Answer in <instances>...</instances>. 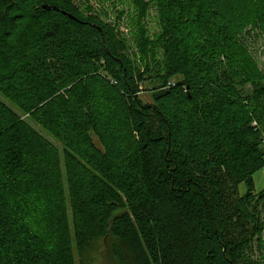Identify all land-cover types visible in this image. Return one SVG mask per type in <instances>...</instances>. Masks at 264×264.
Here are the masks:
<instances>
[{
    "label": "trees",
    "instance_id": "16d2710c",
    "mask_svg": "<svg viewBox=\"0 0 264 264\" xmlns=\"http://www.w3.org/2000/svg\"><path fill=\"white\" fill-rule=\"evenodd\" d=\"M133 5L134 53L96 0H0V264H75L108 233L129 264H264V84L236 40L264 0Z\"/></svg>",
    "mask_w": 264,
    "mask_h": 264
},
{
    "label": "rangeland",
    "instance_id": "374dc122",
    "mask_svg": "<svg viewBox=\"0 0 264 264\" xmlns=\"http://www.w3.org/2000/svg\"><path fill=\"white\" fill-rule=\"evenodd\" d=\"M149 2V0H144ZM97 6L101 13L106 15V20L114 22L117 24L119 30L123 33L124 37L129 41L132 46V52L134 53L135 43L137 41V36H135L136 28L134 26L136 18V8L133 5V0H99L97 1ZM150 18L147 21V29L150 36H153L158 31V22L155 17L154 9L149 11ZM203 37L200 39V44L207 49H212V41L204 40ZM236 40L239 46L244 48L247 56L250 58L256 73L259 78H261V84H264V32L255 29L248 24L245 26L241 32L236 36ZM215 45V44H214ZM216 46V45H215ZM237 45L230 50V53L233 54L237 52ZM132 53V54H133ZM236 55V54H234ZM223 59V57H219ZM160 59V58H159ZM134 60V57L132 58ZM139 58L136 56L135 61L138 63ZM143 71V67L139 66ZM159 81L151 77H146V79L140 83L141 93L139 97L143 103H151V95L154 92V89L159 87ZM244 95H251L252 86L247 84L243 87H240ZM2 101L16 110L8 101L0 97ZM258 112V111H257ZM264 124V123H263ZM31 125L36 129L40 134L45 138L51 140L56 146L58 145L43 129L31 123ZM264 126V125H263ZM254 183V192L256 196L263 191L264 189V167L257 171L253 177ZM247 192V186L245 183H241L238 186V193L240 196H243ZM28 199V198H27ZM33 201V200H32ZM32 201L27 202V207L24 211L27 214L26 221L32 222L33 225H36L38 222L41 224V219L43 218L42 213H37V209L34 206H31ZM40 211L41 208H40ZM260 217L264 223V205L259 208ZM255 253L257 256L264 260V230L257 239L255 245ZM73 256L75 264H129V259H126L128 256L125 246L119 241L113 239L108 233L105 236H99L87 241L81 246H73Z\"/></svg>",
    "mask_w": 264,
    "mask_h": 264
},
{
    "label": "water",
    "instance_id": "95a60500",
    "mask_svg": "<svg viewBox=\"0 0 264 264\" xmlns=\"http://www.w3.org/2000/svg\"><path fill=\"white\" fill-rule=\"evenodd\" d=\"M45 9H47V10H49L50 8L48 7V6H46V5H44L43 6ZM54 9H56V8H54Z\"/></svg>",
    "mask_w": 264,
    "mask_h": 264
},
{
    "label": "built area",
    "instance_id": "2783aa9c",
    "mask_svg": "<svg viewBox=\"0 0 264 264\" xmlns=\"http://www.w3.org/2000/svg\"><path fill=\"white\" fill-rule=\"evenodd\" d=\"M263 144H264V141H263Z\"/></svg>",
    "mask_w": 264,
    "mask_h": 264
}]
</instances>
